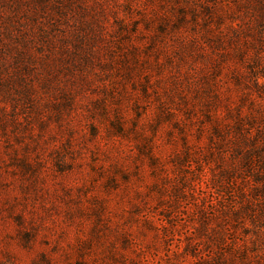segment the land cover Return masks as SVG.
Returning <instances> with one entry per match:
<instances>
[{
    "label": "rangeland",
    "instance_id": "374dc122",
    "mask_svg": "<svg viewBox=\"0 0 264 264\" xmlns=\"http://www.w3.org/2000/svg\"><path fill=\"white\" fill-rule=\"evenodd\" d=\"M37 1L0 0V264H240L264 47L221 72L171 0Z\"/></svg>",
    "mask_w": 264,
    "mask_h": 264
},
{
    "label": "trees",
    "instance_id": "16d2710c",
    "mask_svg": "<svg viewBox=\"0 0 264 264\" xmlns=\"http://www.w3.org/2000/svg\"><path fill=\"white\" fill-rule=\"evenodd\" d=\"M44 1H41L40 4L44 5L45 3H42ZM74 1L65 0V7L73 9ZM171 1L180 4L178 6V12L180 14L178 24H182L187 20L192 21L193 32L197 35H192L194 39L189 43V47L205 50L202 49L203 45L204 48L210 47V44L218 45L219 49H217V52L220 53H217V55L219 54V62L217 65L218 70L221 72L230 70L227 69L229 63H240L243 65L247 62L246 60L249 59V46L257 44L264 47V0H209L206 3H202L201 0ZM82 3L81 5H84L86 0H82ZM97 3L101 4L100 1ZM191 3L193 6H191ZM232 4H235V6L232 7ZM53 11L60 16L64 13L56 5H53ZM242 15L246 16L244 17L245 19L242 18ZM237 18H239V21H237ZM198 28H201L203 31L198 33ZM198 36L202 42L204 41L202 44L197 41ZM210 49L213 50L215 47ZM257 52L258 54L261 53V49L257 50ZM258 66L262 68V65ZM234 67L239 68L236 65ZM232 74L237 82L242 77V72L238 69H233ZM253 156L258 158L263 170L260 175H256L253 178L257 179L264 186V132L260 135V141L253 139L250 149L244 155L245 163L253 161ZM248 179H252L251 175ZM262 189L261 198L258 201L259 205L255 206L254 200L249 201L248 204L240 202L234 203L232 212L238 225L247 218L250 223L256 226L260 218H264V188ZM239 204L241 205L239 206ZM242 204L244 205L242 206ZM260 230H262L261 233L259 236L255 235V238L261 237V234L264 233V227L262 225H260ZM244 237L247 239L250 238L251 240V234L245 232L242 236L243 245H238L239 247L236 248L239 238L234 236V240L232 241V244H234L233 251L223 252L222 250V252L220 251L217 254V258H221L223 261L229 258L230 261L235 263L239 262L240 264H264L263 258L260 257L258 251L262 250L264 252V242L262 245H259L258 242L252 240L251 246H249L248 242L244 240Z\"/></svg>",
    "mask_w": 264,
    "mask_h": 264
}]
</instances>
